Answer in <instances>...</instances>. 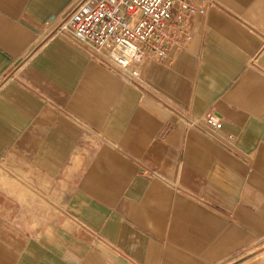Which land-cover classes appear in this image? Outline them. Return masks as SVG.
<instances>
[{
    "label": "crops",
    "instance_id": "obj_1",
    "mask_svg": "<svg viewBox=\"0 0 264 264\" xmlns=\"http://www.w3.org/2000/svg\"><path fill=\"white\" fill-rule=\"evenodd\" d=\"M192 1V39L133 83L56 32L76 0H0V264H229L264 245V0Z\"/></svg>",
    "mask_w": 264,
    "mask_h": 264
},
{
    "label": "built area",
    "instance_id": "obj_2",
    "mask_svg": "<svg viewBox=\"0 0 264 264\" xmlns=\"http://www.w3.org/2000/svg\"><path fill=\"white\" fill-rule=\"evenodd\" d=\"M200 12L192 0H76L56 32L125 80L139 83L148 60L174 61L193 37L191 17ZM176 114L187 128L213 133L222 127L215 111L200 118Z\"/></svg>",
    "mask_w": 264,
    "mask_h": 264
},
{
    "label": "rangeland",
    "instance_id": "obj_3",
    "mask_svg": "<svg viewBox=\"0 0 264 264\" xmlns=\"http://www.w3.org/2000/svg\"><path fill=\"white\" fill-rule=\"evenodd\" d=\"M229 264H264V245L252 249Z\"/></svg>",
    "mask_w": 264,
    "mask_h": 264
}]
</instances>
